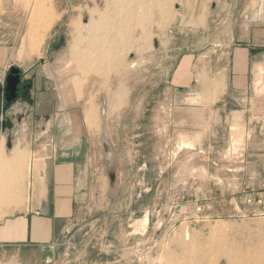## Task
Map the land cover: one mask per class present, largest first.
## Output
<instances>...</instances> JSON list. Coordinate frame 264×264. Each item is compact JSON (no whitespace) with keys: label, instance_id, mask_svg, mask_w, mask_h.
Instances as JSON below:
<instances>
[{"label":"rangeland","instance_id":"obj_1","mask_svg":"<svg viewBox=\"0 0 264 264\" xmlns=\"http://www.w3.org/2000/svg\"><path fill=\"white\" fill-rule=\"evenodd\" d=\"M9 1L13 27L20 23L27 30L13 47L29 56L13 59L7 73L12 67L23 71L33 103L20 99L3 113L0 102V123H11L0 127L5 159L17 151L28 155L23 170L14 168L6 178L0 215L29 201L33 167L39 171L44 165L50 137L54 129L63 132L57 125L67 115H75L82 135L84 117L92 130L94 169H103L106 180L116 174V186L109 190L113 200L91 203L71 229L62 255L49 264H215V228L241 251L253 249L259 234L264 238V130L253 132L264 123L217 118L210 107L197 104L195 57L227 38V26H219L227 13L224 0ZM41 1L50 2L44 19L35 14ZM115 2L119 35L105 44L111 59L79 71L90 48L91 18ZM13 3L21 4L20 15ZM103 32L95 36L109 35ZM186 56L193 58L191 73L179 76ZM261 72L256 83L264 95ZM77 79L81 88L74 84ZM199 81L209 79L200 75ZM179 84L191 85L178 89ZM91 108L96 109L93 122L87 118ZM32 134L39 137L32 145L22 139Z\"/></svg>","mask_w":264,"mask_h":264},{"label":"crops","instance_id":"obj_2","mask_svg":"<svg viewBox=\"0 0 264 264\" xmlns=\"http://www.w3.org/2000/svg\"><path fill=\"white\" fill-rule=\"evenodd\" d=\"M11 4L0 0V84L13 59L29 56L27 50L13 47L15 41H23L27 30L20 23L13 27ZM13 5L20 15L21 4ZM222 6L227 13L220 16L219 26H227V38L220 39L213 51L195 57L196 93L201 95L197 104L210 107L217 118L226 115L229 121L264 123V95L256 83L260 67L264 68V0H224ZM26 40L29 43L28 37ZM192 64L191 56L184 57L179 76L191 73ZM200 75L209 81L200 83ZM190 85L175 87L187 89ZM205 94L211 97L207 100ZM66 117L57 125L63 132L56 134L54 129L50 137L52 147L43 156L44 165L39 171L33 167L29 201L0 215V264L52 263L68 246L71 229L90 204L113 200L109 190L116 186V174L109 175V183L103 169L96 170L97 165L94 169V136L85 117L87 133L83 135L75 115ZM258 129L264 130V125L255 126L253 132ZM38 138L32 134L22 139L31 140L32 145Z\"/></svg>","mask_w":264,"mask_h":264},{"label":"bare ground","instance_id":"obj_3","mask_svg":"<svg viewBox=\"0 0 264 264\" xmlns=\"http://www.w3.org/2000/svg\"><path fill=\"white\" fill-rule=\"evenodd\" d=\"M49 3L50 2L47 3L44 1L36 3L37 5L35 6V14L39 15L41 18L46 16L47 13L49 12V8H50ZM116 4H117V2H115L111 8L109 7L107 9V11L103 12L102 14H99L98 19L97 18L93 19L95 17L91 18L92 21L90 22V26H89L90 28L88 30L89 33L87 36L88 41H89L88 43L90 44V48L88 51L85 52V58L83 59V62L86 63V66H84L85 65L84 63L81 64L82 61L80 59L79 60V61H81V62H79L80 67H77V69H79V71H81V72L83 71L84 73L86 71L88 72V69L86 70L87 66H90V68L97 67L104 60H106L108 57L111 59V55H112V51L110 50L111 47L110 48L107 47L109 49H107V48L105 49V44L108 43L107 41H110V39H112V40L118 39V35H119V6ZM94 14H95V12H94ZM112 14H114L115 16L111 17ZM80 22H81V20H80ZM77 25L79 28V27H81L80 25H82V24L79 25V23H78ZM48 28H50V27H48ZM82 28H84V27H82ZM99 30L104 31V32L106 31L109 35L104 36V37L95 36ZM78 31H79V29H78ZM110 31L112 32V34L110 33ZM80 40H82V39H80ZM81 55H84V54H81ZM263 70H264V68L260 67L259 71L261 72ZM91 71L97 72L93 69H91ZM74 84L76 86H78V88L79 87L81 88L82 82H81V80L77 79L76 81L74 80ZM86 109H88V108L86 107ZM95 110L93 108H91L90 111L87 112V118H88L89 122H93L96 119ZM4 154H5L4 147H2L0 149V198L3 197V194H4L3 188H4V185L6 186V183H5L6 180H8L7 182H10V179H6L9 177V175H8L9 172H11L14 168L18 169L17 171L21 172V170H23L24 166L27 163V156H28L25 153L17 151V152H14V157L12 158V160H6L4 157ZM6 170H7V172H6ZM17 176L18 177L20 176V178H21L22 175H17ZM219 229L220 228L217 227L213 230L214 235L216 236L218 243H219L218 250H216V252L214 251L215 254L217 253L216 256L214 255L215 256V262H214L215 264H221L223 261L225 262V264H264V238H261L262 237L261 234H259V236H258V234H256L258 236V239L256 241L257 245L253 249H250L248 251H244V250L241 251L239 248H237V246L235 247V245L234 246L229 245L228 239L225 237V235H223V233H221V235H220V232H222V231L221 230L219 231ZM203 247H205V246H203ZM205 248H203V249H205ZM188 249L189 248L186 247V245H185L184 250L187 251ZM199 250H200V247H199ZM201 251H202V249L200 250V252ZM203 251L205 252V250H203ZM208 251H209V249H208ZM208 251L206 248V252H208ZM203 253H202V255H204L203 256L204 258H207V256H206L207 254H208V258H209V253H206V254H203ZM207 259H206V261H207ZM206 261L204 260V262H206Z\"/></svg>","mask_w":264,"mask_h":264},{"label":"flooded vegetation","instance_id":"obj_4","mask_svg":"<svg viewBox=\"0 0 264 264\" xmlns=\"http://www.w3.org/2000/svg\"><path fill=\"white\" fill-rule=\"evenodd\" d=\"M11 69V68H10ZM9 73H7V76H6V79H5V82L3 84H0V88H1V94H0V102L1 100L4 102L2 103V112L4 113L5 110H7L12 104H15L18 102V100L20 99H23V100H27V99H30V104L32 105L33 101L31 100V98H28L27 94L29 91L32 90V86L31 84L28 82L27 78L24 77V74H23V71L20 70V75H21V83L19 84L18 86V92H17V97L14 101H11V102H8L7 101V98H6V88H7V77L9 76ZM39 99L42 100V101H47V96L44 95V94H39ZM46 104H44L42 106V108L45 106ZM11 126V123L10 122H7V121H2L0 123V127L1 129H5L6 127H9Z\"/></svg>","mask_w":264,"mask_h":264},{"label":"water","instance_id":"obj_5","mask_svg":"<svg viewBox=\"0 0 264 264\" xmlns=\"http://www.w3.org/2000/svg\"><path fill=\"white\" fill-rule=\"evenodd\" d=\"M9 76L7 77V88H6V98L8 102L14 101L16 99L18 86L21 83L20 69L12 67L9 71ZM1 94V88H0Z\"/></svg>","mask_w":264,"mask_h":264}]
</instances>
